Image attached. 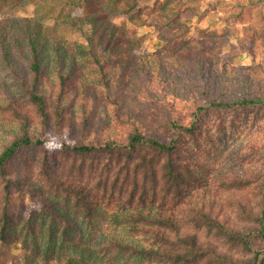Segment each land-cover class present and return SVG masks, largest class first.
<instances>
[{"label":"trees","instance_id":"trees-1","mask_svg":"<svg viewBox=\"0 0 264 264\" xmlns=\"http://www.w3.org/2000/svg\"><path fill=\"white\" fill-rule=\"evenodd\" d=\"M185 2L163 0L160 18L149 20L142 0H0V241L15 232L9 210L16 193L32 195L41 211H30L17 231L25 264H264V242L252 240L264 239V198L255 212L252 198L237 191L218 198L203 184L191 193L188 184L199 182L198 168L191 166L210 165L175 159L180 130L196 132L193 120L205 104L264 109V86L254 75L212 54L235 31L207 32L203 52L188 39H175L196 15ZM230 2L236 5L233 21H244L260 0ZM32 4V17L10 16ZM148 25L162 30L163 45L154 53L143 50L145 36L133 34ZM241 48L254 56L256 40ZM72 82L84 95L100 89L111 113L86 99L77 103L68 94ZM18 97L28 101L30 113ZM179 108L194 117L189 124ZM50 143L68 154L108 156L94 187L63 181L43 166V185L25 187L10 174V168L21 170L23 150ZM218 174L214 183L222 189L254 180L229 168ZM97 190L100 199L93 195ZM228 206L256 224L230 225ZM214 239L251 255L223 253Z\"/></svg>","mask_w":264,"mask_h":264},{"label":"rangeland","instance_id":"rangeland-1","mask_svg":"<svg viewBox=\"0 0 264 264\" xmlns=\"http://www.w3.org/2000/svg\"><path fill=\"white\" fill-rule=\"evenodd\" d=\"M142 1L149 20L160 18L158 9L163 0ZM184 1L186 2L183 7L185 9L188 7L196 8V15L189 21H185L187 30L177 32L175 39L178 41L188 39L190 47L203 52L202 48L205 45L207 32L222 33L226 29L235 31L237 36L231 35L230 43L227 46L214 49L212 54L223 59L232 67L249 70L254 75L255 81L264 86V0H260L258 6L251 11V14L244 21H233L234 18L230 15L234 13L236 5L230 0ZM34 9L35 6L32 4L25 9L13 12L10 16L17 18L32 17ZM246 27L252 29L251 34L244 32ZM130 28L133 27L130 26ZM161 31L148 25L142 28H134L133 34L139 37L145 36L143 50L154 53L163 45L160 37ZM252 38L256 40L257 52L254 56L241 48L242 43L247 45L249 39ZM77 73L80 75L81 69H78ZM251 87L253 88V86ZM68 89L69 96L74 95L77 103L86 99L87 104L94 106L97 111L105 110L111 113L112 106L105 99V95L100 89L91 87L84 95L75 82H72ZM122 97H125L124 94L121 95ZM17 103L20 104L24 113L31 112L30 105L24 97H18ZM204 106L205 111L195 119L189 114V111L179 108L183 122L189 124L194 119L193 121L197 123V130L191 135H187L185 131L180 130L183 139L175 155L176 161L183 165L191 160L200 159L210 165L209 168L202 167V169L196 164L191 166L192 168H198L199 177L197 180L199 182L197 181L195 185L188 184V190L190 189L192 193L204 184L211 191L213 190L218 198L221 197L222 193L237 191L243 196H250L254 211L259 212L264 198V194L261 192L264 191L262 184L264 182V109L255 106L235 108H217L209 104ZM12 117V113L5 116L8 119H12ZM162 118L163 116L160 119ZM146 122L147 125L153 127V129L155 128L156 123L151 120ZM159 133L164 136L161 131ZM107 157L106 155L98 156L95 154H68L61 151L59 145L50 143L44 147L39 146L23 150L18 156L19 159H17L21 170L10 168L9 172L20 176V181L25 187L32 184H44V175L41 174L42 166L47 169V173L62 178L63 181H76L93 186L92 181H94V178L101 170H105L100 167V164L108 161L109 158ZM114 158H112L113 161ZM123 159H126V157L124 156ZM44 163L45 165H43ZM226 168L236 170L244 179L253 178L254 180L247 186L228 185L225 189H222L214 183V179L219 178V169ZM203 176H207L205 180H203ZM194 178L196 179V175ZM101 194L102 192L98 190L93 193L98 199L101 198ZM32 198L34 197L29 194L20 195L16 193L15 205L9 210L15 232L10 234L6 242L0 241V264H25L21 236L17 231L20 232L21 227L29 219L30 211H41L42 204ZM260 201L261 204H259ZM227 211L230 213L227 217L230 225H235V223L247 226L256 224L252 218H242L229 206ZM223 218L225 217L223 216ZM200 234L203 235V233ZM252 240L255 245H262L264 242L262 236L253 237ZM214 242L217 244V250L223 253L229 255L241 254L244 259L251 255L249 251L243 253L241 249L240 251L235 250L230 242L226 243L223 239L216 241L214 239ZM251 249L253 251L257 250L256 248Z\"/></svg>","mask_w":264,"mask_h":264}]
</instances>
